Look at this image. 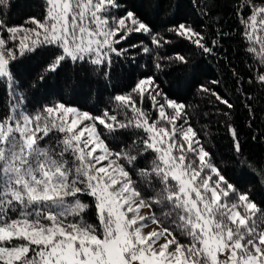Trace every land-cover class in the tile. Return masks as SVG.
I'll return each mask as SVG.
<instances>
[{"label": "snow or ice", "instance_id": "snow-or-ice-1", "mask_svg": "<svg viewBox=\"0 0 264 264\" xmlns=\"http://www.w3.org/2000/svg\"><path fill=\"white\" fill-rule=\"evenodd\" d=\"M0 6H8V0H0ZM45 6L42 20L29 19L32 28L0 20V31L9 34L0 37V83L13 95L23 85L12 63L41 48L52 50L49 73L68 63L103 70L114 56L128 58L133 50L150 54L171 42L134 11L118 14L122 0H45ZM207 7L201 9L205 16ZM235 14L248 42L245 51L260 65L254 81L264 87V0H238ZM168 32L204 55L219 46L190 24L179 23ZM133 34L150 37L154 47L143 41L128 44ZM8 40L18 44L13 48ZM165 59L188 63L179 53L160 57ZM155 67L160 70L162 64ZM200 90L233 107L208 87ZM23 100L18 97L0 118V264H264V207L226 178L188 124L186 105L162 92L154 76L113 97L123 120L108 110L93 115L60 101L30 112ZM146 100L151 111L141 106ZM100 126L113 138L134 129L136 138L116 151ZM227 127L240 156L238 134ZM149 156V166L138 169ZM130 173L155 194L146 199V188ZM87 198L91 202H84ZM93 205L95 224L84 218ZM154 205L168 208L164 215L174 229L154 213L140 214ZM148 221L159 230L145 234Z\"/></svg>", "mask_w": 264, "mask_h": 264}, {"label": "trees", "instance_id": "trees-1", "mask_svg": "<svg viewBox=\"0 0 264 264\" xmlns=\"http://www.w3.org/2000/svg\"><path fill=\"white\" fill-rule=\"evenodd\" d=\"M237 3L238 0H122V9L118 14L125 10L134 11L154 32L171 42L150 54L133 50L128 58L114 56L111 67L103 70L91 64L81 66L68 63L49 73L45 72V68L51 61L52 50L41 48L35 54H28L12 63L11 71L23 85L15 89V95L13 89L0 83V118L9 114L16 99L22 96L24 106L30 112L60 101L93 115H101L108 110L123 120L125 114L116 108L113 97L130 92L140 78L154 76L162 92L186 105L188 124L197 132L200 142L211 153L226 178L239 191L248 192L258 205L264 207V179L261 175L264 172V87L254 81L260 65L245 51L248 42L241 35L242 26L235 14ZM205 5L208 6L207 16L201 11ZM45 12V0H8V6H0V20L9 27L24 26L26 20L32 17L41 20ZM179 23L192 25L208 41H218L219 46L214 54L204 55L188 41L168 32L169 28ZM0 35L5 37V31ZM141 41L150 48L154 47L150 44V37L142 34H133L127 43L139 44ZM177 53L188 59L186 65L160 60L161 56H175ZM158 61L162 64L160 70L155 67ZM42 74L45 75L43 82L39 80ZM238 80L240 83H237ZM213 81L218 83L213 84ZM201 85L227 99L233 107L228 109L211 92H202ZM142 107H150L148 100ZM129 113L127 115L131 116ZM228 125L238 134L242 148L240 156L234 152ZM98 130L116 151L136 138L134 129L123 130L124 134H118L115 138L109 136L103 126ZM152 158L141 159L137 168L149 166ZM130 174L138 185L146 188V199L155 194L139 176ZM84 202H91V198ZM149 211V216L154 213L163 226L175 228L165 218L167 207L154 205ZM84 218L88 223H98L94 205ZM174 234L182 242H187L178 231Z\"/></svg>", "mask_w": 264, "mask_h": 264}, {"label": "rangeland", "instance_id": "rangeland-1", "mask_svg": "<svg viewBox=\"0 0 264 264\" xmlns=\"http://www.w3.org/2000/svg\"><path fill=\"white\" fill-rule=\"evenodd\" d=\"M43 18H44V16H43ZM28 21H29V19L26 20V25H24V27H27V28L35 27V25H32V24L28 23ZM1 32H4V31H0V34H1ZM5 35L6 36L3 37V38L8 39V35L9 34L6 31H5ZM19 35L22 36L23 33H19ZM0 37H2V36L0 35ZM8 44H9V46H12L13 48H15V44H18V40L16 42L8 40ZM148 103L150 104V107L148 109H145V110L146 111H151V102H150V100H148ZM129 114L131 115V112ZM149 212H150L149 208H143V209H141V213L140 214L141 215H145V216H149ZM153 230H159V226L157 224L152 223V222H147L146 226L143 228V232L145 234L148 233V232H151ZM160 243H163V240H161Z\"/></svg>", "mask_w": 264, "mask_h": 264}]
</instances>
